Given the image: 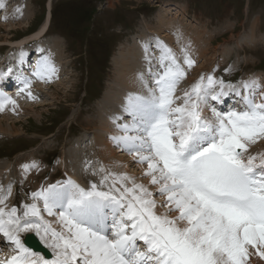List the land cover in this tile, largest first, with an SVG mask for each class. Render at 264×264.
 I'll list each match as a JSON object with an SVG mask.
<instances>
[{
  "label": "snow or ice",
  "instance_id": "1",
  "mask_svg": "<svg viewBox=\"0 0 264 264\" xmlns=\"http://www.w3.org/2000/svg\"><path fill=\"white\" fill-rule=\"evenodd\" d=\"M143 47L146 69L137 73L143 91L127 94L110 117L116 131L108 138L134 163L146 165L148 185L103 164L92 173L100 175L98 182L84 187L68 177L41 185L11 206L13 182L0 185V243L14 253L0 264L264 261V151H249L264 141V84L202 73L180 89L196 64L190 50L182 47L178 55L158 37ZM153 48L158 57L150 55ZM37 51L31 76L0 70V80L15 75L30 98L33 77L58 78L51 56ZM27 56L21 50L18 64ZM229 97L236 103L221 110ZM7 105L15 111L17 102L0 91V111ZM20 167L26 177L39 165ZM22 234H34L51 258L27 246Z\"/></svg>",
  "mask_w": 264,
  "mask_h": 264
},
{
  "label": "rangeland",
  "instance_id": "2",
  "mask_svg": "<svg viewBox=\"0 0 264 264\" xmlns=\"http://www.w3.org/2000/svg\"><path fill=\"white\" fill-rule=\"evenodd\" d=\"M15 1H20L17 6L21 10L15 15L19 14L18 16L22 18L20 20L19 17L10 18L9 13L8 15L0 14V25H3L0 29V43L20 39L37 31L45 21L47 13L50 12L51 1L52 23L41 41L49 40L50 43H55L56 51L60 53H57L56 57L52 55L51 59L55 64H58L56 59H59L63 74L61 80L66 81V84H59V89L51 84L49 89L40 91L37 88L35 91L31 89L34 98H28L27 92H23L27 101L41 102L37 104L39 106L35 105L34 110L29 109L28 115L14 114L9 106L0 111V118L10 116L11 120L8 124L6 123L7 125L10 126V123L15 120L14 125L19 130L18 135L0 133V174L2 175H0L2 179L0 183L3 185L4 182L6 186L9 181L13 182L14 202L12 204L26 201L29 191H35L41 185L52 183V181L55 183L69 177L70 172L62 168L55 169L54 166L57 162L66 160V152L71 149L72 144L74 145V140L85 136L88 139L86 145L89 147L86 149L91 152L94 150L91 144L101 132L102 127L100 123H97L99 117L103 120L107 117V111H110L109 117L113 113L109 106L105 107L107 111H100L98 103L104 101V91L110 84L120 83L123 87L120 81L121 76L117 73L112 61L114 57L120 55V52H123L122 49L134 44L136 38L133 36H138V40L142 41L141 37L152 34L153 38L160 36L164 39L170 38L172 43L171 38L178 26L186 25L183 26L186 27L187 32H184L185 37L177 41L179 45L190 49L196 64L189 69L190 71L188 70L187 78L181 82L180 89L187 86L188 79L195 73V68L204 64L207 65H204L206 69L196 74L194 81L202 73H214L217 78L223 77L226 81L235 83L240 79L242 81L256 78L255 75H259V71L264 72V0ZM160 14L165 16L167 22L174 21L177 28L172 27V22L169 26L159 23L157 19ZM9 26L11 28H8ZM33 42L37 44L36 40ZM29 44L21 50L28 53L34 47V44L32 46ZM192 47L196 52L191 51ZM21 50H14L4 43L0 44V69L1 66H6L5 62L9 53L13 58L15 57L14 61H18ZM225 69L229 71L226 72ZM259 82L264 84L262 79H259ZM11 86L10 83L9 87ZM64 86L67 89H64ZM7 90L15 95L13 93L15 89ZM230 100L233 101V97H230ZM25 106H28V103H25ZM226 106L219 107L221 110H227ZM262 142L252 146L250 153L261 152L259 149H264ZM121 151L119 153L129 156L127 152ZM28 158H35L41 166H45L44 173L35 177L33 174L29 177L22 176L20 166ZM135 165L138 168L141 164L133 163L132 159L130 173L135 169ZM141 166L146 167V165ZM53 169L58 171L52 176ZM132 176L135 177V175ZM135 178L137 182L141 181L140 178L147 179L142 176V173L140 178ZM2 246L4 247L0 245V257L13 254L12 248L6 243Z\"/></svg>",
  "mask_w": 264,
  "mask_h": 264
},
{
  "label": "bare ground",
  "instance_id": "3",
  "mask_svg": "<svg viewBox=\"0 0 264 264\" xmlns=\"http://www.w3.org/2000/svg\"><path fill=\"white\" fill-rule=\"evenodd\" d=\"M8 1L11 2V4H10L11 7H10V9L7 12V13H9L11 11L9 13V15H11V16H9V17L10 18H12V17L13 18L14 17L15 18L19 17V20H20V18H22V16H18L19 14H16L15 15V13H18L17 11L20 10L18 8L19 6H17V4H20L19 3L20 1L19 2L17 1L16 2L15 0H2L3 4L5 2H8ZM49 7H50V12L47 13L45 21L42 23V25L40 26V28H38L37 31H35V32H33V33L29 34V35H26V36H24V37H22L20 39H16V40H6V41L0 43V44H3L4 43V45L10 46V48H13L14 50H21L22 48H24V46L27 45L28 42H31V41L33 42V40H36V42H37L36 45L34 44V47H33L34 51H32V49H31L28 52V56L26 58V62H25L24 65H22V66L19 65L17 60H15V61L13 60V59H15V57L13 58L12 54L9 53L7 55L6 62H5L6 63V66L5 67H4V65L1 66V69L0 70L6 71L7 68L11 67L13 69V72L14 73L17 70H22L25 73V75L31 76L32 75V69L35 67V62H36L38 56L40 55V53L37 51V49H42V50H44V54H49L50 56L55 55V57L57 56V53L58 54L60 53V52H58V50L56 51L55 43L54 42L52 44V42L50 43L49 40H47V41L46 40L41 41V40H43V37L46 36V34H47L46 32L48 31L49 26H50V22H51V18H52L51 1H50V4H49ZM23 9H22V11H23ZM20 15H22V14L20 13ZM162 15L163 14H160L159 15V18H158L159 23L164 24V26L166 24L169 26L172 21L171 22H167L166 19H165V16H162ZM172 23H173L172 24V27L177 28L176 27V23L174 21ZM189 24H187V25H189ZM2 26L3 25H0V29H1ZM5 26H7V25H5ZM183 26H185V25H181V27L178 26V28L176 29V32L173 35V38H171V41H172V43L174 45L170 42V38L169 39H164L162 36L159 37L160 40L164 41L171 48H173L177 52L178 55H180V46L183 47L182 45H179V43L177 41V40H179V36L180 35H184V33L181 30ZM8 28H11V27L9 26ZM12 28H17V27H12ZM145 38L146 39L142 38L143 39L142 41H139L138 38H136V41L134 42V44L132 43L129 48L122 49L123 52H120L119 53L120 55H117L116 57H114V61H112V63L114 64L117 73L121 76L120 81L122 82L123 87L120 86V83H117V85L115 83L109 85V87L107 88V90L104 91L105 92L104 93L105 94L104 95L105 97H103V100L104 101L98 103L99 104L100 111H103V112L105 110L107 111V108H105V107L106 106H109L110 109H111V112H113L112 115L115 114V113H119L120 110H121V105L124 103L125 97L127 96L128 93H130V92H142L143 91V89L141 88V85H140V83H139V81L137 79V73L138 72L145 71V69H146L145 51H144L143 44L145 42L152 41L154 39L152 37L151 38L145 37ZM174 41L177 42V44H175ZM185 42H186V40H185ZM183 44H184V42H183ZM192 50H193V47H192L191 51ZM193 52H196V51L193 50ZM34 53H36L35 56H34ZM150 55H153L155 57H158L160 55V53H159L158 50H156L155 48H153L150 51ZM56 60H57L58 64L60 65L59 66L58 64H55V66L58 69V72H57V77L58 78H55V79L53 78L51 80V82H44V81H41V80L36 79L35 77H33L32 86H31L32 87L31 88L32 90L35 91L36 88L39 91L40 90H45L47 88L49 89L51 87V86H49L50 84L51 85H55L54 87L57 88V89H59L58 88L60 86L59 84H63V85L66 84V81H63L62 82V80H61L62 77H63L62 69H61V63H60L59 59H56ZM62 64H63V62H62ZM204 65L201 66V67H196L195 68L194 75L188 79L187 86L185 85L183 87V89L184 88H187L190 85V83L192 81H194V76H196V74H199V72L201 70H205L206 69L205 66H207V65H205V66ZM260 73H259V75H255V77H256L255 79H257L258 81H259V79H262L264 81V77H263L264 76V73L262 72L261 73V76H260ZM66 78H67V76H66ZM10 83L12 84L11 87H9L10 86ZM116 86H117V91H116ZM22 87H23V84H21L16 79L15 75H13V76H11L9 78H6L4 80H0V91H3V93L5 95L12 97V99L16 100V102H17V107H16V110L14 111V114L20 113V115H23V114L28 115V114H30L28 110L29 109H33L34 110V107H36L35 105H37V104H39L41 102H39V101H36V102L27 101L26 96H28V95L25 96L23 94V92L20 91V89ZM9 88L15 89V91L13 92V93H15V95H12L11 94L12 92H10V91L7 90ZM63 88L64 89H67L66 86H64ZM178 93H179V91H178ZM28 98H29V96H28ZM233 99H234L233 101L230 100V102H228V103H225L224 102L222 105H227L226 106V109H228V107H231V105H233V104L236 103L235 97H233ZM42 102H44V101L42 100ZM25 103H28V106H25ZM7 106H9V108L12 109V105H7ZM37 106H39V105H37ZM100 111H98V113ZM31 112H32V110H31ZM33 113H35V112H33ZM109 113H110V111H107V113H106V116L107 117L105 116L106 118L104 117L105 119H103V120L101 119V117H99V119H101V121H99V119L97 117V119H98L97 123H100L102 125V127H101V132L99 133V135L97 137H95L94 142H92V144H91V148H94V150H92V152H91V150L88 149L89 150L88 151L86 149V148H89L86 145L88 139L85 138V137L78 138V139L74 140L75 143H74V145L72 144L71 149H68V151L66 152V160L59 161L54 166L55 169L56 168H62L64 171L70 172L69 177H71L73 180L77 181L78 183H80L84 187H87L88 186L89 181H97V182L99 181L100 175L98 174V175H95L94 176L92 173H93L94 170L98 169L101 166V164H103L106 168H108V169H110L112 171H115V172H127L131 176L132 175H135V177H137V178L138 177L140 178L141 173H142V170L144 168L141 165H140V167L137 168L136 167L137 164H136L135 165V169H133L132 173H130L129 167H130V164H132V159H133L132 156L128 154L129 156L127 157L124 153H119L121 150L118 147H116L115 145H113V143L108 138L110 135L114 134L115 131H116L115 128H114V126H113V124H112V122H111V120H110L111 115H110V117L108 115ZM96 115H95V117H96ZM9 120H11L10 116H8V117L5 116L4 119L0 118V133L1 134H6V133H8V134L9 133H13L14 134L15 133V135H16L18 133V131H19L15 127V125H14V123H16V122H14L15 120L13 119L14 121H12L10 123V126H9V125H7L9 123L8 122ZM94 120H95V118H94ZM91 121H92V119H91ZM262 143L264 144V141ZM259 150L264 151V149H259ZM35 155H37V154H35ZM24 160H25V158H24ZM99 160H102V161L100 162ZM31 161L37 162V164L39 165V167L36 168V169H33L31 172H29L27 174L28 177L30 175H32V174H33V177H35L38 174L44 173L45 166L44 167L41 166L40 165V162H38L35 158H28V159H26V161L24 162V164L25 163H28V162H31ZM41 162H42V160H41ZM89 162H90V165H89ZM46 169H47V167H46ZM55 169H53V172L54 173L52 174V176L55 174L56 171H58V170H55ZM140 170H141V172H139ZM0 173H1V171H0ZM40 178H41V176H40ZM37 180H39V179H37ZM50 180L52 181V179H50ZM139 180H141L140 183H144V184L148 185V178L147 179L140 178ZM53 182L54 181H52V183ZM40 183H42V182H40ZM2 184L5 185L4 182ZM47 184L48 183H46L45 185H47ZM0 185H1V183H0ZM14 186H15V184H14ZM40 187L41 186H39V188ZM149 187L152 188L153 191L155 190L153 186L149 185ZM30 190H31V188H30ZM13 193H14V191H13ZM156 199L159 201V200L162 199V197H158ZM13 202H14V200H13V196H12L10 198L9 202H8L9 203V206ZM161 211H162V209H161ZM46 218L51 219L50 217H46ZM25 235L26 234H22V238H25ZM0 238H1V241H2L3 240L2 234H0ZM25 239H26L27 246H29V247H31L33 249V247L29 243V240H27V238H25ZM38 241H39V239H38ZM4 244L5 243H0L1 247H4V246H2ZM33 250H35V249H33ZM35 251L40 252L46 258H51V256H46L44 254V252H41L40 250H35ZM13 254H11V255H13ZM10 256H7V254H6V256L0 257V259H5L6 260ZM251 263L252 264H264V261H260L258 257H252Z\"/></svg>",
  "mask_w": 264,
  "mask_h": 264
},
{
  "label": "water",
  "instance_id": "4",
  "mask_svg": "<svg viewBox=\"0 0 264 264\" xmlns=\"http://www.w3.org/2000/svg\"><path fill=\"white\" fill-rule=\"evenodd\" d=\"M27 240H29L30 245H31L35 250H40V251L44 252V254H45L46 256H51L50 251H49L47 248H45V247L41 244L40 241H38V238H36V237L34 236V234H28V235H27Z\"/></svg>",
  "mask_w": 264,
  "mask_h": 264
}]
</instances>
